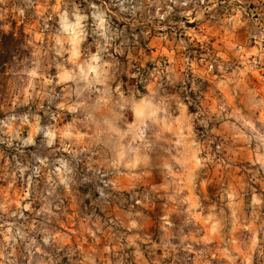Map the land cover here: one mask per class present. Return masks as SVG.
<instances>
[{
	"label": "rangeland",
	"instance_id": "374dc122",
	"mask_svg": "<svg viewBox=\"0 0 264 264\" xmlns=\"http://www.w3.org/2000/svg\"><path fill=\"white\" fill-rule=\"evenodd\" d=\"M0 264H264V0H0Z\"/></svg>",
	"mask_w": 264,
	"mask_h": 264
}]
</instances>
